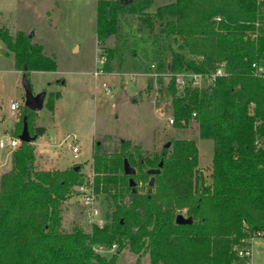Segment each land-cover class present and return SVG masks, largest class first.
<instances>
[{
    "label": "trees",
    "instance_id": "16d2710c",
    "mask_svg": "<svg viewBox=\"0 0 264 264\" xmlns=\"http://www.w3.org/2000/svg\"><path fill=\"white\" fill-rule=\"evenodd\" d=\"M155 1L96 0L101 70H120L125 54L134 57L137 37L150 44L156 94L169 99L172 127L185 129L192 121L197 137L212 142L208 182L197 170L194 141H172L152 157L130 140H117L112 151L107 138L95 141L91 179L105 203L103 223L88 232L77 226L65 231L61 205L87 179L78 166L35 169L32 142L18 143L10 169L0 176V264H114L125 249L147 255L149 264L248 261L237 252L264 232V73L252 68L264 69V0H163L153 7ZM0 43L26 80L30 73L56 71L54 57L31 35L0 26ZM220 64L223 77L201 87L174 85V75H210ZM59 96H44L50 117ZM21 111L13 138L23 123L30 130L34 112ZM124 160L134 170L131 177L122 172ZM182 211L190 225L174 223ZM112 245L110 257L98 252Z\"/></svg>",
    "mask_w": 264,
    "mask_h": 264
},
{
    "label": "rangeland",
    "instance_id": "374dc122",
    "mask_svg": "<svg viewBox=\"0 0 264 264\" xmlns=\"http://www.w3.org/2000/svg\"><path fill=\"white\" fill-rule=\"evenodd\" d=\"M162 1L156 0L153 7ZM95 7L96 0H0V26L11 33L22 31L31 35L46 55L54 57L57 67L54 73H30L27 78L33 95L60 93L53 118L43 107L31 116L28 135L36 138L33 167L53 171L78 166L88 180L95 141L107 138V149L112 151L117 140H130L152 157L159 155L167 142L170 145L175 140H191L197 148V170L208 182L212 142L197 137L192 121L185 129H175L169 124V119L172 120L169 99L156 94L157 76H144L149 71V43L137 37L135 59L125 54L120 70L105 72L112 77L93 76L98 67ZM112 45L113 40L109 39L105 46ZM102 83L109 89L108 94L101 89ZM23 101L21 76L13 70L11 55L0 43V143L14 139L12 127L20 122ZM12 103L17 105L14 111L9 110ZM36 128L45 132L36 136ZM72 140L78 150L75 156L69 149ZM13 149L0 147V176L10 169ZM169 149L168 146L166 150ZM144 191L143 186L139 188L140 194ZM104 206V200L97 198L98 215L93 222L103 220ZM61 212L63 230L69 231L74 226L86 232L90 230L82 207L72 195L62 203ZM178 214L186 218L184 211ZM263 244L261 238L252 243V262H264ZM115 251L116 247L98 249L106 258ZM114 264H149V260L147 255L136 256L125 249L116 255ZM236 264L245 262L239 260Z\"/></svg>",
    "mask_w": 264,
    "mask_h": 264
},
{
    "label": "built area",
    "instance_id": "2783aa9c",
    "mask_svg": "<svg viewBox=\"0 0 264 264\" xmlns=\"http://www.w3.org/2000/svg\"><path fill=\"white\" fill-rule=\"evenodd\" d=\"M263 14H264V9H263ZM97 51L98 53L96 54L95 65L96 66L98 65V67L95 68V71L93 73L94 77L106 75V73L101 70V65L104 62V57L102 56V52L100 49H97ZM153 68H154L153 65H150L148 69L149 71L145 75L148 77H156L157 74L152 71ZM223 68H224V65L220 64L214 70V72H212L210 75L191 74V73L174 75L173 76L174 85L176 88H179V89H181L182 87L186 85L201 87L204 84L214 81L216 78L223 77L225 75ZM252 68L255 69V75H260L264 73V69L262 67H256L252 65ZM101 89L106 94L109 93V89L103 83L101 84ZM16 108H17V105L15 103L10 104L9 106V109L12 111L15 110ZM171 123H172V120L169 119V124ZM18 143L19 142L17 138L7 139L4 143H0V147L5 146V147H9L10 149H13L18 145ZM69 149L74 156L77 154L78 152L77 145L74 142V140L70 142ZM72 196L75 197L78 204L82 207L89 224L100 227L103 223V220H100L98 222L92 221L93 218L98 215V211L96 209L97 197L93 192L91 176L90 178H88L87 182L74 187ZM259 238H264V232H259L251 236L248 240L249 247L245 250L238 251L237 257L249 259L251 243L255 239H259ZM111 248L115 249V246L112 245Z\"/></svg>",
    "mask_w": 264,
    "mask_h": 264
},
{
    "label": "water",
    "instance_id": "95a60500",
    "mask_svg": "<svg viewBox=\"0 0 264 264\" xmlns=\"http://www.w3.org/2000/svg\"><path fill=\"white\" fill-rule=\"evenodd\" d=\"M21 87L23 89V93H24V101H23V106L28 109L29 111H39L42 108L43 105V99H44V92H40L38 94L33 95L31 92V88L30 85L28 83V81L25 79V77H21ZM43 130H41L40 128H36L35 129V135L38 136L40 134H42ZM35 139V137H30L28 135V131H27V126L25 123L22 124V129L20 134L17 137V140L19 143H31L33 142V140ZM169 143H165L163 148L166 149L168 148ZM161 166V162H159L158 164V168ZM74 170H77V167L74 168ZM122 172L125 176L131 177L134 175V170L127 164V162L124 160L123 164H122ZM154 173H156L155 170H149L148 174L153 175ZM153 185V178H150L147 186L149 188H151ZM128 186L130 188L134 187V183L132 181L131 178L128 179ZM133 192V190H132ZM174 223L176 225L179 226H184V225H190L191 224V218H184L182 215L178 214L175 216L174 218Z\"/></svg>",
    "mask_w": 264,
    "mask_h": 264
},
{
    "label": "crops",
    "instance_id": "0c3cea01",
    "mask_svg": "<svg viewBox=\"0 0 264 264\" xmlns=\"http://www.w3.org/2000/svg\"><path fill=\"white\" fill-rule=\"evenodd\" d=\"M73 47H74V50H76V51L78 50L76 46H73ZM133 59H135V57H132V58H131V60H133ZM56 68H57V67H56ZM134 71H135V70H134ZM15 72H16V71H15ZM16 73L20 75L19 72H16ZM53 73H54V72H53ZM142 73H143V72H142ZM143 74H144V73H143ZM143 74H141V75H143ZM141 75H140V76H141ZM105 76L110 78V77H112L113 75L106 74ZM144 76H146V75H144ZM142 77H143V76H142ZM62 84H63V83H62ZM39 93H40V92H39ZM59 94H60V93H59ZM59 98H60V96H59ZM59 98L55 101V103L59 100ZM55 103H54L53 113H52V116H51L52 118H53V116H54V114H55V113H54V111H55ZM9 110H10V109H9ZM10 111H12V110H10ZM13 111H14V110H13ZM44 132H45V130H43L42 133H44ZM35 139H36V138H35ZM35 139H34V140H35ZM34 140H33V142H32L33 145H34ZM75 143H76V142H75ZM261 239H264V238H261ZM254 241H255V240H254ZM254 241H253V242H254ZM253 242H252V243H253ZM252 243H251V246H250V256H249L248 261L245 262V264H264V262H263V263L258 262V261H257V262L255 261V263L252 262V251H253V249H252ZM261 248L264 249V244L261 246ZM255 253H256V252H255ZM261 257H262V256H261Z\"/></svg>",
    "mask_w": 264,
    "mask_h": 264
}]
</instances>
